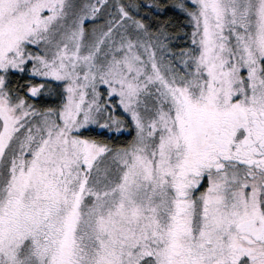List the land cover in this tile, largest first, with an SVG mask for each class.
Instances as JSON below:
<instances>
[{
    "label": "snow or ice",
    "instance_id": "6c2138e0",
    "mask_svg": "<svg viewBox=\"0 0 264 264\" xmlns=\"http://www.w3.org/2000/svg\"><path fill=\"white\" fill-rule=\"evenodd\" d=\"M0 264H264V0H0Z\"/></svg>",
    "mask_w": 264,
    "mask_h": 264
}]
</instances>
